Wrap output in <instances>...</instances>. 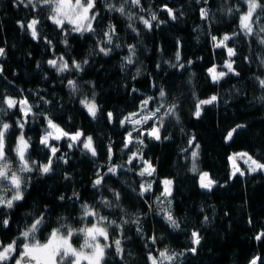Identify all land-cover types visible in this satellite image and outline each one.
<instances>
[{
  "label": "trees",
  "instance_id": "obj_1",
  "mask_svg": "<svg viewBox=\"0 0 264 264\" xmlns=\"http://www.w3.org/2000/svg\"><path fill=\"white\" fill-rule=\"evenodd\" d=\"M122 2L108 0L117 7ZM141 3L145 9L143 13L130 5L127 10L145 18L155 12L165 23L157 27V22H153V28L148 30L134 20L137 35L128 28L126 17L108 11L105 0H97L99 18L94 25L97 34L81 36L69 29L65 36L48 20L47 8L38 6L33 11L18 0H0V47L5 49V55L0 57L3 67L0 95L17 99L27 97L35 106V112L48 114L65 131L74 133L80 129L85 136L91 135L97 150V156L92 157L83 151L82 144L69 149L67 139L51 142L59 148L53 171L43 176L38 171L23 174L24 199L15 202L12 209L0 207V220L10 219L8 228L0 224V242L7 244L19 238V232L40 212L45 215V224L38 233L41 242L61 223L74 228L90 226L94 222L92 218L82 217V205L86 203L99 215L117 223L139 217L141 233L136 232L137 225L133 223L124 224L123 231H110L112 240L122 239L124 252L121 259L114 247L110 249L107 264H148L149 249L155 253L163 248L185 252L177 258L176 264H249L255 256L264 257V239H255L264 231V172L246 171L243 176L238 173L231 176L229 158L232 153L244 152L264 162V88L256 79H264V65L260 63L264 59V45L258 43L257 37L245 38L241 34L239 16L247 10L244 0H208L207 4L197 3V0H141ZM163 5L177 12L176 21L170 20L167 12L161 10ZM202 7L209 9L210 19L201 20L199 9ZM228 8L234 11L229 14ZM236 8L240 12L235 11ZM34 17L40 19L41 38L38 40H33L17 23L27 24ZM108 24L116 26L119 37L116 42L121 47L113 48L109 56H104L98 52L96 41L101 38L99 33L103 26ZM259 24L264 25V14ZM226 33H236L227 43L236 49L233 66L240 74H229L214 83L207 70L215 65L217 71H227L223 65L228 56L226 48L213 46L211 37L222 38ZM65 38L67 45L63 43ZM46 40H51L52 44ZM129 44L136 46L132 65L124 60L129 54ZM178 48L179 62L175 59ZM60 56L69 63L72 60L80 62L83 71L58 74L47 61ZM244 57H249V61ZM85 59L89 60L87 65H83ZM180 63L185 67L179 68ZM68 79L77 81V93L73 94L67 87ZM160 88L167 93L163 103L175 104L179 119L166 118L161 140L144 136L143 145L133 143L124 148L125 135L132 125L122 127L120 120L136 112L141 101L148 97L155 98L149 110L155 109L162 103ZM93 93L100 106L96 119L80 104L85 97L91 99ZM213 95L218 97L217 101L204 105L197 118L194 115L197 103ZM38 97L50 103L45 104ZM108 112L113 113L111 123ZM17 115L10 112L5 119L14 124ZM153 123L149 121L141 128L149 129ZM238 124L244 127L226 140L229 131ZM45 127L46 122L39 115L30 118L25 127V135L31 137L32 142L30 158L39 163H46L50 154L39 142ZM17 134L18 130L13 127L9 133L12 147ZM193 136L194 143L200 145L195 173L191 171V151H182L189 148L188 140ZM109 145L113 151L111 160L108 158ZM135 151H142L144 159L156 169L152 175V191L143 197L139 194L141 180L137 175L141 164L139 161L128 164V157ZM60 156L69 162L63 163ZM111 166H117V175L108 173ZM98 172L103 182L94 188ZM202 172H207L216 182L210 191L200 187L199 174ZM164 178L173 181L170 209L181 224L180 230L169 228L157 213L161 204L154 200L161 195ZM111 190L120 193L118 202ZM104 198L115 206L106 207L102 203ZM193 230L201 236L195 253L185 251L192 246ZM153 235L157 238L156 245L148 239ZM82 242V236L72 238L77 247Z\"/></svg>",
  "mask_w": 264,
  "mask_h": 264
},
{
  "label": "snow or ice",
  "instance_id": "obj_2",
  "mask_svg": "<svg viewBox=\"0 0 264 264\" xmlns=\"http://www.w3.org/2000/svg\"><path fill=\"white\" fill-rule=\"evenodd\" d=\"M203 2L208 3V0H197V3ZM19 4H23L24 7H31L33 11L37 9L38 6L42 8H47L48 20L52 22L60 31L65 33L67 36L68 30L71 32L78 33L83 36L85 33L97 34V28L94 26L95 22L99 18V13L96 11L97 0H18ZM247 5V10L240 13L239 16V27L241 34L245 37H257L258 43L264 45V25L259 24L261 21V15L264 14V2L262 0H244ZM107 10L110 12L119 13L122 17H126L129 21L128 28L139 35L137 27L134 26L132 21L138 20L143 24L145 29L151 30L153 28V22H157L156 26L165 23V21H160L157 14L152 12L148 18L144 15H137L135 12L128 11L127 6H132L133 8L139 9L141 13L145 11L142 6L141 0H123V2L117 7L115 4L108 3L105 0ZM163 11L167 12L168 18L172 21L178 19L177 12L163 5ZM228 13L231 14L234 9L228 8ZM235 11L240 12L239 8ZM200 18L201 20L210 19V11L208 8H200ZM183 15V13H179ZM19 27L26 30L33 40L40 39V33L38 31V25L40 24V19L34 17L25 24L24 22H17ZM100 39L96 41V47L100 54L104 56H109L113 51V48H120L121 44L116 42L118 37V30L114 24H108L103 26V30L99 33ZM236 33L231 35L224 34L222 38H217L212 36L211 39L214 42L213 46L216 48H226L228 59L225 60L223 68L227 71H217L215 65L209 68L207 71L211 76L214 83L219 82L225 76L229 74L239 76V72L236 71L233 64V57L237 55L236 49L234 47H229V41L233 40ZM49 45L52 44L51 40H46ZM63 43L67 45V39L65 38ZM179 43V42H178ZM128 55L124 58L125 63L128 65L134 64L135 49L136 46L133 44L127 45ZM5 55V49L0 47V57ZM175 59L177 62L181 60V54L179 48L175 54ZM246 62L249 61V57L243 58ZM48 65L55 69V71L60 73L83 71L82 64L76 60H72L69 63L64 56H60L55 59H49L47 61ZM89 60L85 59L83 65H87ZM192 61H188L191 64ZM264 65V59L260 61ZM171 67H176V65H170ZM39 67V65H37ZM159 67V65H157ZM183 63L179 64V68H184ZM3 72V67L0 66V73ZM137 75L140 74V70L137 69ZM259 85L264 88V79L256 77ZM67 87L71 90L73 94L79 91L78 83L75 80L68 79ZM133 91H136L133 89ZM166 91L164 88L159 89V99L162 103L158 106L149 110L150 102H155L154 97H148L147 99L141 101L140 108L136 112L128 113L120 120L122 127L126 125H132L131 131H128L125 135L124 148H128L130 144L137 143L140 145L144 144L142 137L147 136L154 140H161V129L164 127L166 118L175 117L177 120L179 117L176 114V105H166L163 101L166 98ZM43 103L47 104L50 101L46 100L44 97H38ZM218 97L216 95L211 96L208 99L201 100L196 105V111L194 115L198 118L201 115V110L204 105L213 104L217 101ZM264 99V97H262ZM80 104L86 109L89 116L93 119L97 118L100 112V106L95 101V94L93 93L92 98L89 99L85 97L80 100ZM34 105L31 104L27 97L20 99L0 95V207L12 209L15 202L22 201L24 199L23 191V174L33 173L38 171L42 176L47 175L53 171L55 166V160L59 153V148L54 146L50 141H60L62 139H67L70 141L68 144L69 149L76 148L78 145L82 144L83 151L90 154L92 157L97 156L96 146L94 144V139L91 135L85 136L84 132L77 129L74 133L65 131L59 124L55 123L54 120L46 113H37L34 111ZM18 113L16 120L13 123L8 122L5 119L9 116V113ZM147 114H144V113ZM42 117L46 122V127L44 129V134L40 136V145L49 150V155L47 157L46 163H39L30 158V148L32 146L31 137H26L25 127L29 122L30 118H36L37 116ZM108 122L113 121V113H107ZM149 121H154L150 129L145 130L141 128L142 125L148 124ZM15 127L18 130V134L15 136V146L10 145L11 137L9 135L10 131ZM243 124L236 125L231 131H229L226 140L231 139L234 132L239 128H243ZM134 133L136 134L134 136ZM167 139V137H163ZM195 137L193 136L188 140V149H183L185 153L191 151L192 158V172H197V158L199 156L198 149L199 144L194 143ZM12 154L11 157L9 154ZM246 157V163H248L247 172H257L264 171V162H260L254 159L248 153L237 154ZM113 151L111 145L108 147V158L112 159ZM63 163L67 164L69 161L63 157H58ZM230 160L233 158L230 157ZM15 161V163H13ZM136 161L141 164L140 170L137 175L144 177H151L156 169L149 160L144 159V155L141 152H133L128 157V164L132 165ZM250 162V163H249ZM117 166H111L108 168V173L112 175H117ZM241 176L245 175L244 171H241L234 164V170L231 176H235L237 173ZM200 175V187L206 190H211L213 185L216 183L209 177L207 172H202ZM230 176V179H231ZM67 179L68 177L65 176ZM103 177L100 173H97V179L93 181V187L102 185ZM163 184V191L157 200L163 203L164 200L168 201L169 207L161 208L160 214L163 216L164 221L172 230H180L181 224L175 218L174 214L170 210V197L172 195V184L173 181L165 179L161 182ZM113 196L115 201L120 200V193L114 190ZM152 191L151 183H141L139 194L141 197L145 193ZM12 193V195H8ZM75 195V194H74ZM61 200L64 197H60ZM102 203L106 207H113V205L107 198L102 200ZM46 210V209H45ZM82 217L84 219L92 218L94 222L90 223V226L84 225L79 228H74L69 224L61 223L59 227L52 228L47 240L41 242L38 239V233L41 232L42 226L45 224L44 212H40L34 218H31V222L24 227L23 230L19 232V238L11 240L7 244L0 242V264H107V255L110 249L114 247L115 253L121 259H123V244L122 239L116 238L111 239L110 231L120 230L123 231V225L133 223L136 224V232L141 233L142 229L139 227V217H135L132 220L123 219L122 223H117L116 220H109L107 217L99 215L94 208L88 204L82 205ZM205 221L208 219L204 218ZM251 223V221H249ZM0 224L4 228L10 226V219L4 218L0 220ZM83 237V242L80 244L79 248L75 247L72 243L73 237ZM22 238V242L21 239ZM152 245L157 244V238L155 235L148 238ZM256 240L264 239V231L258 233L255 237ZM111 242L109 243V241ZM103 241V242H102ZM201 242L200 233L196 230L191 232V244L190 248L185 249L186 252L195 253L197 251V246ZM185 252H170L167 248L157 249L155 253L149 249L147 253L148 264H176L177 258L182 257ZM249 264H264V257L255 256L250 261Z\"/></svg>",
  "mask_w": 264,
  "mask_h": 264
},
{
  "label": "rangeland",
  "instance_id": "obj_3",
  "mask_svg": "<svg viewBox=\"0 0 264 264\" xmlns=\"http://www.w3.org/2000/svg\"><path fill=\"white\" fill-rule=\"evenodd\" d=\"M144 114H147L146 112L144 113ZM150 129V128H149ZM145 130H148V129H145ZM51 142H55V141H50V143ZM135 152H139V151H135ZM242 153H244V152H236V153H232L231 155H230V157H232L233 159L232 160H230V165H231V169H232V172H233V170H234V164H235V166L236 167H238L241 171H244V172H246V170H247V168H248V163H246L245 161H246V157H243L242 155H237V154H242ZM250 163V162H249ZM139 170H140V168H139ZM138 170V171H139ZM264 172V171H263ZM238 174H239V172H238ZM165 179H169V178H164V179H162L161 180V182L163 181V180H165ZM140 180H141V183H145V184H147V183H151L152 184V176L151 177H148V176H144V177H141L140 176ZM169 180H171V179H169ZM199 181H200V175H199ZM161 185H162V191H163V184L161 183ZM157 197H160V195H157ZM157 197L155 198V200H154V202L155 203H157ZM170 199V198H169ZM170 201H171V199H170ZM159 203L161 204V207L157 210V213L159 214V215H161L160 214V212H161V208H164V207H169V205H168V201L167 200H164L163 201V203H161V201H159ZM170 207H171V205H170ZM171 210V209H170ZM162 216V215H161ZM163 217V216H162ZM47 240V239H46ZM45 240V241H46ZM44 241V242H45ZM103 242V241H102ZM74 245V244H73ZM75 246V245H74ZM75 247H77V246H75ZM77 248H79V247H77ZM170 252H177V253H179V252H183V251H180V250H176V251H171V250H169Z\"/></svg>",
  "mask_w": 264,
  "mask_h": 264
}]
</instances>
